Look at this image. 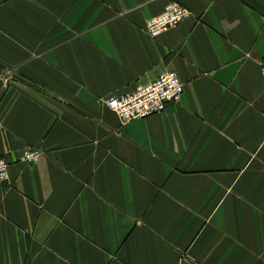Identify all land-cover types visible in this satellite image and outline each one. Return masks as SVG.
<instances>
[{
  "label": "crops",
  "instance_id": "crops-1",
  "mask_svg": "<svg viewBox=\"0 0 264 264\" xmlns=\"http://www.w3.org/2000/svg\"><path fill=\"white\" fill-rule=\"evenodd\" d=\"M165 1L0 0V264H264V0L153 36ZM169 69L179 102L106 105Z\"/></svg>",
  "mask_w": 264,
  "mask_h": 264
},
{
  "label": "built area",
  "instance_id": "built-area-1",
  "mask_svg": "<svg viewBox=\"0 0 264 264\" xmlns=\"http://www.w3.org/2000/svg\"><path fill=\"white\" fill-rule=\"evenodd\" d=\"M191 15V9L180 0H166L161 12L146 20V29L158 36L178 25ZM261 77L264 83V57L261 60ZM184 93V83L174 69L159 73L152 81L140 82L135 89L123 94L105 97L106 105L114 109L123 122L163 111L170 103H177ZM38 148H29L22 159L36 162L41 154ZM9 176V161L0 157V180ZM170 264H183L182 261Z\"/></svg>",
  "mask_w": 264,
  "mask_h": 264
}]
</instances>
